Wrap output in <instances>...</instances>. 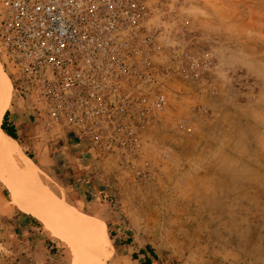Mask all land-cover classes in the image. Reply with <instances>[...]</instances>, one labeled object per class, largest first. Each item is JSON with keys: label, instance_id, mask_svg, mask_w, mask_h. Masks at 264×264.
<instances>
[{"label": "rangeland", "instance_id": "rangeland-1", "mask_svg": "<svg viewBox=\"0 0 264 264\" xmlns=\"http://www.w3.org/2000/svg\"><path fill=\"white\" fill-rule=\"evenodd\" d=\"M123 1L136 6L119 32L133 61L93 104L96 133L53 118L0 49L18 162L31 156L46 186L104 223L103 264H264V0ZM26 210L0 180V264H87Z\"/></svg>", "mask_w": 264, "mask_h": 264}, {"label": "built area", "instance_id": "built-area-1", "mask_svg": "<svg viewBox=\"0 0 264 264\" xmlns=\"http://www.w3.org/2000/svg\"><path fill=\"white\" fill-rule=\"evenodd\" d=\"M2 0L0 49L23 90L52 104L51 116L69 120L75 134L99 131L108 87L122 84L132 54L119 32L137 21L118 0ZM86 120V122H85Z\"/></svg>", "mask_w": 264, "mask_h": 264}, {"label": "bare ground", "instance_id": "bare-ground-1", "mask_svg": "<svg viewBox=\"0 0 264 264\" xmlns=\"http://www.w3.org/2000/svg\"><path fill=\"white\" fill-rule=\"evenodd\" d=\"M11 100V86L0 64V180L18 205L37 212L47 227L70 241L83 262L103 264L114 251L104 223L81 214L46 186L48 184L43 183L38 166L30 158L27 157L25 164L18 162L19 145L1 128ZM5 163H8L9 170L5 169Z\"/></svg>", "mask_w": 264, "mask_h": 264}, {"label": "trees", "instance_id": "trees-1", "mask_svg": "<svg viewBox=\"0 0 264 264\" xmlns=\"http://www.w3.org/2000/svg\"><path fill=\"white\" fill-rule=\"evenodd\" d=\"M1 126H2L1 127L2 130L8 136H10L11 138H13L16 141H19L17 129L15 128L13 122L11 121V115L9 113L5 114L4 121H3V124ZM30 158H32V157L30 156ZM112 238H113V235H112ZM147 249H148V252H150L157 259V255L155 254L154 250L150 246H148ZM146 252H147L146 250H141L140 254L145 255ZM133 258H134V260H138L139 256L137 254H134ZM141 264H153V260L150 257H146L145 260L141 261Z\"/></svg>", "mask_w": 264, "mask_h": 264}, {"label": "crops", "instance_id": "crops-1", "mask_svg": "<svg viewBox=\"0 0 264 264\" xmlns=\"http://www.w3.org/2000/svg\"><path fill=\"white\" fill-rule=\"evenodd\" d=\"M23 102L22 101H17V107H20L21 106V104H22ZM11 105V107H9L10 108V110H9V112L8 113H13V111H16V110H14V109H16V107H14V106H12V104H10ZM6 112V113H7ZM5 116V115H4ZM13 117H14V115L13 116H11V121L13 122V124H14V126H15V128L17 129V127H16V123L14 122V119H13ZM4 119V118H3ZM18 133V132H17ZM81 146V145H80ZM84 146V145H83ZM22 207V206H21ZM23 209H27L26 211H27V213H32V212H34L33 210H31V209H29V208H25V207H22Z\"/></svg>", "mask_w": 264, "mask_h": 264}]
</instances>
